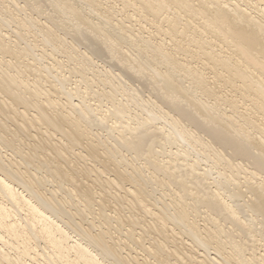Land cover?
I'll return each instance as SVG.
<instances>
[{
  "label": "bare ground",
  "instance_id": "6f19581e",
  "mask_svg": "<svg viewBox=\"0 0 264 264\" xmlns=\"http://www.w3.org/2000/svg\"><path fill=\"white\" fill-rule=\"evenodd\" d=\"M0 264H264V0H0Z\"/></svg>",
  "mask_w": 264,
  "mask_h": 264
},
{
  "label": "rangeland",
  "instance_id": "374dc122",
  "mask_svg": "<svg viewBox=\"0 0 264 264\" xmlns=\"http://www.w3.org/2000/svg\"><path fill=\"white\" fill-rule=\"evenodd\" d=\"M47 8H48V9H47ZM46 9H47V12H48V10L51 9V7L48 6V7L45 8V10H46ZM43 14H44V13H43ZM33 16H35V17L40 16V17H38V18H41L42 20H45L44 17H43V15H40V14L34 13ZM41 16H42V17H41ZM71 35H72V33L69 34V36H71ZM29 37H30V36H29ZM31 38H32V37H31ZM31 38H29V39H30L31 41H34V40L31 39ZM68 40H69V42L71 41L70 38H68ZM34 42H35L36 44H40L39 41H37L38 43H37L36 41H34ZM71 42H72V41H71ZM77 44H78V43L76 42L75 45H76V46H79L78 49H80V50H81V49L84 50V49H86V47H87V46H86V43H81L80 45H77ZM85 46H86V47H85ZM48 48H49V49H48ZM46 49L49 51V50H50V47H47ZM38 52H39V51H38ZM50 52H51V51H50ZM55 52L57 53L58 51H55ZM55 52H53V53H55ZM56 53H55V54H56ZM55 54H54V55H55ZM58 55H59V53H57L55 56L58 57ZM64 56H65L64 54L62 55V53H60V56L58 57V59H60L62 62L66 61V62L63 63V64H64L63 67H65L66 64H68V62H69L68 60H65V59H67V57H64ZM63 58H64V59H63ZM94 58H95V60H96L101 66L103 65L105 69H109V70H110V69H113L114 71L119 72L118 69H117L116 67L112 66V63L110 62V58H109V57H105V56H102V57H96V56H95ZM69 64H70V65H67V66H66V67H68V69L70 68V66H73L74 63L71 62V63H69ZM71 64H72V65H71ZM63 69H64V68H62V73L65 74V75L68 74L67 76L71 77L70 74H69V72L66 70V68H65V71H64ZM75 78H76V79H75ZM73 79H75V80H73ZM77 79H78V77L75 76V75L72 73V77H71V80H70L71 82L69 81V83H70L69 86H70V85L74 86V85H76V83L78 84V82H76ZM74 81H75V83H74ZM127 81H128V80H127ZM128 83H129V85H131V86H133V87H137V88L140 87V88H141V84H140V82L137 81V80H135V79H132L131 81H128ZM94 86H95V85H94ZM96 86H97V85H96ZM96 86H95V89H97ZM98 86H101V85L98 84ZM98 86H97V87H98ZM101 87H102V86H101ZM147 90H148V89H146V92H145V93L148 92ZM102 100H104V102L108 104V102H106L107 99L103 98ZM105 100H106V101H105ZM96 129H97V128H96ZM99 131H101V130H99ZM103 132H104V133H103ZM102 133H103V135H105V134H106V131H102Z\"/></svg>",
  "mask_w": 264,
  "mask_h": 264
}]
</instances>
